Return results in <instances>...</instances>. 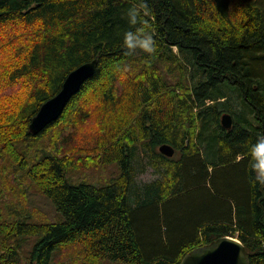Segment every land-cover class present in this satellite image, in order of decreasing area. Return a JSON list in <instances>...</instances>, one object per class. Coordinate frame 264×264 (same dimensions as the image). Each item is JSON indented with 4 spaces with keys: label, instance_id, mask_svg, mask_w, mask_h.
Instances as JSON below:
<instances>
[{
    "label": "trees",
    "instance_id": "16d2710c",
    "mask_svg": "<svg viewBox=\"0 0 264 264\" xmlns=\"http://www.w3.org/2000/svg\"><path fill=\"white\" fill-rule=\"evenodd\" d=\"M132 7L152 54L123 44ZM93 59L58 119L31 134L40 106ZM89 119L96 130L78 147L89 148L85 166H117L105 183L68 176ZM262 137L264 0H0V201L10 174L49 198L58 219L5 207L0 264H180L222 236L264 264V182L250 155ZM144 165L157 177L137 184Z\"/></svg>",
    "mask_w": 264,
    "mask_h": 264
},
{
    "label": "rangeland",
    "instance_id": "374dc122",
    "mask_svg": "<svg viewBox=\"0 0 264 264\" xmlns=\"http://www.w3.org/2000/svg\"><path fill=\"white\" fill-rule=\"evenodd\" d=\"M139 50H136L138 53ZM95 119H89L84 125H80L78 128V135H74V143L71 145L69 152L72 154V159L77 161L79 166L71 169L68 173L69 178L73 181L86 180L92 183H105L110 177L117 174L118 169L115 164L109 165H88L85 166L84 163H91L89 148L86 146L78 147V144L82 143V140L89 143L92 140V133L96 130ZM41 142H45L43 139ZM38 146V145H35ZM91 147V145L89 146ZM37 154V151L34 152ZM137 176L135 180L137 184H143L149 182L157 177L150 166L138 167ZM22 175L21 173H18ZM18 179V178H17ZM6 186H12L4 195L0 201V219L4 221H9L13 216L12 214H7L4 211H10L9 208H20L23 212L27 213L30 211L34 216L42 220L49 219L52 221H57V211L52 203V201L46 196L42 195L38 190L29 186L27 180L20 182L18 180L12 179V176L8 174V182ZM18 209H16L18 211ZM34 219V218H32ZM38 239V236H31L24 240L22 256H26L27 251L32 248L33 243ZM71 256L70 254H68Z\"/></svg>",
    "mask_w": 264,
    "mask_h": 264
},
{
    "label": "water",
    "instance_id": "95a60500",
    "mask_svg": "<svg viewBox=\"0 0 264 264\" xmlns=\"http://www.w3.org/2000/svg\"><path fill=\"white\" fill-rule=\"evenodd\" d=\"M98 60L86 62L64 79L60 90L52 98L44 102L29 123V132L37 135L63 112L71 97L80 89L84 82L91 78ZM223 126L230 129L232 119L228 115L222 117ZM159 151L171 157L174 153L170 145H162ZM180 264H249L248 255L244 245L235 237L222 236L205 245L198 246L187 252Z\"/></svg>",
    "mask_w": 264,
    "mask_h": 264
},
{
    "label": "clouds",
    "instance_id": "9594fccd",
    "mask_svg": "<svg viewBox=\"0 0 264 264\" xmlns=\"http://www.w3.org/2000/svg\"><path fill=\"white\" fill-rule=\"evenodd\" d=\"M144 15H147V3L143 4ZM127 22L132 28L123 35V44L129 54L137 49L145 53L152 54L156 51V41L147 30V21H143L145 26L136 27L140 23L141 9L132 7L128 9ZM251 169L258 182H264V137L258 138L256 143L251 145Z\"/></svg>",
    "mask_w": 264,
    "mask_h": 264
},
{
    "label": "bare ground",
    "instance_id": "6f19581e",
    "mask_svg": "<svg viewBox=\"0 0 264 264\" xmlns=\"http://www.w3.org/2000/svg\"><path fill=\"white\" fill-rule=\"evenodd\" d=\"M224 115H228L230 118H231V116L229 115V114H223L222 116H221V125H222V127L224 128V129H226V130H228V128H226V127H224L223 126V123H222V117L224 116ZM162 145H164V144H162ZM162 145H160V146H162ZM166 145V144H165ZM159 146V147H160ZM160 152V151H159ZM174 154V153H173ZM164 155V154H163ZM166 156V155H165ZM173 156V155H172ZM168 157V156H167Z\"/></svg>",
    "mask_w": 264,
    "mask_h": 264
}]
</instances>
